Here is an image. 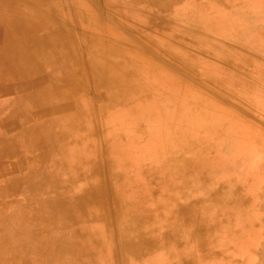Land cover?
I'll list each match as a JSON object with an SVG mask.
<instances>
[{
    "label": "bare ground",
    "instance_id": "6f19581e",
    "mask_svg": "<svg viewBox=\"0 0 264 264\" xmlns=\"http://www.w3.org/2000/svg\"><path fill=\"white\" fill-rule=\"evenodd\" d=\"M117 1L133 12L128 1ZM178 2L180 9L189 10L185 0ZM203 8L202 16H219L221 12L207 5ZM229 9L253 20L255 49L264 55V0H234ZM129 12V18L134 19ZM120 28L92 0H0V115L6 112L0 117V200H14L13 206L0 205V253L14 259L65 251L74 258L71 264H111L106 233L96 223L105 219L107 198L120 226L125 264H230L239 254L235 247L238 253L233 254V245L251 226L252 214L247 212V204L226 203L223 198L228 195L216 198L209 183L218 178L227 182L228 172L236 169L235 159H244L250 147L261 145L255 135L227 121L197 119L190 110L184 114L158 112L154 114L156 122L163 124L151 139L145 136L133 156L123 158L128 151L124 146L140 143L126 137L117 142L111 137V150L105 152L109 179L105 194L92 174L95 167L87 161L94 154V143L87 144L86 152L82 149L88 142V127L80 122L81 113H71L68 102L51 103L52 96L75 94L66 63L77 58L76 52L81 58L90 55L87 65L100 90H109L113 83H124L125 90H138L132 77L148 69L124 63L130 58L137 60L121 51L120 57L102 45L105 39L115 38L128 48L144 49ZM115 29L126 39L113 34ZM69 47L73 49L67 53ZM112 54L121 59L119 64L115 62L119 73L103 62ZM53 70L55 77L49 75ZM145 89L142 92L147 96ZM111 105L104 106L109 110L104 119L108 128L111 124L124 129L129 116ZM145 113L152 116L148 108ZM49 115L60 120L49 121ZM216 126L221 129L219 137L213 135ZM184 154L191 155L187 164H183ZM61 161L65 163L60 165ZM187 165L196 179L189 188L184 184ZM205 194V199L200 198ZM149 212L152 221L141 225ZM168 213L172 215L171 228L163 225ZM230 217H235V222L231 223ZM185 222L191 224V230L181 227ZM126 230L129 237L135 233L137 241H128ZM22 244L29 247H18ZM101 252L106 258L100 262Z\"/></svg>",
    "mask_w": 264,
    "mask_h": 264
},
{
    "label": "rangeland",
    "instance_id": "374dc122",
    "mask_svg": "<svg viewBox=\"0 0 264 264\" xmlns=\"http://www.w3.org/2000/svg\"><path fill=\"white\" fill-rule=\"evenodd\" d=\"M126 1L133 12L126 10L117 0H92L107 17L118 22L119 26L144 48L135 46L128 48L123 41L115 38L105 39L102 44L105 48L117 51L116 54L119 53L120 57L123 53L137 60L133 62L130 58L127 62L123 60L124 63H137L143 69H148V72H139L132 77L134 81L137 80L138 90H125L124 83L120 85L113 83L109 90L106 87L100 90L96 81L92 79L91 68L87 65V61L90 62V55L81 58L76 52L77 58L66 63L74 80L75 94L59 98L52 96L51 103L68 102L72 106L71 113H81L80 122L88 127L86 140L88 142L83 143L81 148L86 152L87 144L94 143V154L91 161L89 159L87 161L95 167L91 170L92 174L105 194L109 183L108 154L105 155V152L107 149L111 150L109 145L111 137L114 136L117 142L126 137L140 143L124 146L128 151L123 158L133 156L145 136H150L151 139L154 134L156 135L155 130L157 131L163 124L159 120L156 122L154 114L158 115V112L167 110L172 114L179 112L184 114L190 110L197 119L227 121L230 125L241 127L255 135L261 145L250 147L244 159H235L238 160L236 169L228 172L231 175L227 182L218 178L209 183V188L216 198L228 195L223 198L228 204L234 201L247 204L249 206L247 212L252 214L251 226L245 230L241 241L233 245V254L238 253V251L235 253L234 247L239 250V254L232 257L230 264H264V55L255 49L253 20L249 16L243 17L246 13L229 9L234 0H185L191 12L186 7L180 9L178 0H166L165 3L158 0ZM204 5L220 9L221 17L215 14L202 16L200 10L204 9ZM223 8L228 10L223 12ZM128 12L134 19L129 18ZM118 31L115 29L112 33L119 39H126V36ZM132 33L134 35H131ZM83 46L81 43L80 47ZM72 49L67 48V53ZM116 61L119 64L121 59L114 57L113 54L111 59H103L104 63L115 68V73H119L120 66L115 64ZM91 63L95 61L91 60ZM130 69L133 70L132 67ZM54 73L55 70L49 75L55 77ZM144 86L149 91L147 96L142 92V88L146 90ZM108 93L113 96L108 98ZM108 103H112L114 109L118 108L119 111L125 112L124 115L129 116L124 129L113 127L111 124L108 128V122L104 120L109 112L107 109L104 110V106ZM146 108L150 109L152 116L145 113ZM5 113L0 117L4 118ZM53 119L60 120L54 115L47 117L49 121ZM213 131L214 137L217 135L219 137L220 127H214ZM157 139L153 141L154 147L157 145ZM190 157L191 155L184 154L183 159L186 163L183 164H187ZM121 162L122 167H125L126 160ZM64 163L65 161H61L60 165ZM184 172L187 175L184 184L189 188L196 180L193 168L187 165ZM206 196L208 194L201 195L200 198L205 199ZM181 202L186 203V200ZM2 204L13 206L14 200L11 198L0 200V205ZM192 206L191 208H195ZM102 215L105 219L96 223L101 225L106 233L107 257L111 264H125L120 251V226L115 221L113 207L107 198ZM131 217L136 219L132 214ZM152 217L149 212L141 225L150 223ZM171 218V213L166 214L163 222L165 227H172ZM229 221L235 222V217H230ZM140 222L142 221L136 222V225ZM180 225L185 230L192 229L189 223ZM161 227L162 224H159L157 229L160 230ZM126 231L128 241H137L135 233L132 232L129 237L128 230ZM18 247L28 248L29 245L22 244ZM105 258L106 254L101 252L100 262ZM73 259L72 254L65 251L55 255L43 254L42 257L24 258L18 255L14 259L0 253V264H71Z\"/></svg>",
    "mask_w": 264,
    "mask_h": 264
}]
</instances>
